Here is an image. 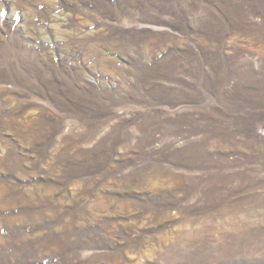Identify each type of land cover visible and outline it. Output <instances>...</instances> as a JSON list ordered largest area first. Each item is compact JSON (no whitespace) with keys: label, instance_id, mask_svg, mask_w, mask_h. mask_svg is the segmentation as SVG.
Returning <instances> with one entry per match:
<instances>
[{"label":"rangeland","instance_id":"374dc122","mask_svg":"<svg viewBox=\"0 0 264 264\" xmlns=\"http://www.w3.org/2000/svg\"><path fill=\"white\" fill-rule=\"evenodd\" d=\"M0 264H264V0H0Z\"/></svg>","mask_w":264,"mask_h":264}]
</instances>
